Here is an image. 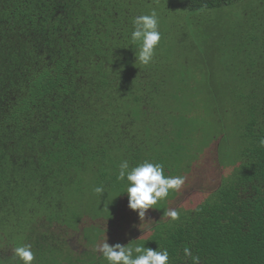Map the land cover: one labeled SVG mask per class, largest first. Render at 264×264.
Here are the masks:
<instances>
[{
  "label": "trees",
  "instance_id": "obj_1",
  "mask_svg": "<svg viewBox=\"0 0 264 264\" xmlns=\"http://www.w3.org/2000/svg\"><path fill=\"white\" fill-rule=\"evenodd\" d=\"M183 1L188 12L242 0ZM180 9L176 0H0V264H24L13 249L25 245L33 264H110L96 250L105 241L166 249L168 264H264V63L224 101L235 113L230 167L210 148L216 176L196 171L207 152L196 164L177 143L187 127L168 100L178 77L157 51L141 64L132 39L135 17L155 10L162 42V23ZM124 161L187 179L141 220L131 182L119 179ZM195 192L204 196L186 205Z\"/></svg>",
  "mask_w": 264,
  "mask_h": 264
},
{
  "label": "rangeland",
  "instance_id": "obj_2",
  "mask_svg": "<svg viewBox=\"0 0 264 264\" xmlns=\"http://www.w3.org/2000/svg\"><path fill=\"white\" fill-rule=\"evenodd\" d=\"M176 1L181 9L162 23L166 36L155 51L178 77L179 89L168 100H175L176 116L187 127L184 138L178 136L177 143L198 157L196 164L200 162L199 153L211 148L217 150V158H222L220 164L230 167L236 143L231 137L235 113L230 117L224 101H232L240 94L243 79L257 70L256 61L264 63V0H242L188 12L183 10L185 1ZM216 99L221 100L218 112H214ZM214 114L218 115V124L219 117H223L226 127L221 131L215 128ZM216 138L222 142L218 147ZM212 156L207 152L205 163L193 169L216 176L218 162ZM203 196L195 192L186 205L197 203Z\"/></svg>",
  "mask_w": 264,
  "mask_h": 264
},
{
  "label": "clouds",
  "instance_id": "obj_3",
  "mask_svg": "<svg viewBox=\"0 0 264 264\" xmlns=\"http://www.w3.org/2000/svg\"><path fill=\"white\" fill-rule=\"evenodd\" d=\"M135 30L132 33L133 41H141L139 52L136 53L138 61L143 65H148L153 61L155 49L161 41L162 34L159 31V20L155 10L152 13L140 15L134 19ZM264 145V140L260 141ZM129 169V164L124 161L120 165L119 179L124 180L127 176L130 186L127 193L130 197V208L139 212L141 220L147 216L150 208H153L158 201L168 197L170 191H180L186 182L184 176H165L162 164L144 161L139 166ZM96 193L102 194L104 189L97 187ZM172 220H179L178 210L166 209L164 217ZM96 250L100 251L110 264H168L169 252L155 250L151 247L145 249L142 246L127 247L122 243L112 245L105 241L97 244ZM14 256L21 259L24 264H32L35 260V253L31 245L19 246L13 249ZM133 252L138 253L133 258ZM185 255L192 257L189 247L184 249ZM194 264H200V257H192Z\"/></svg>",
  "mask_w": 264,
  "mask_h": 264
}]
</instances>
